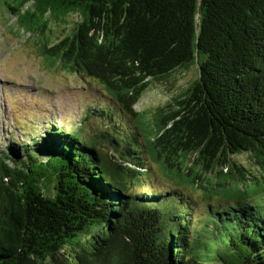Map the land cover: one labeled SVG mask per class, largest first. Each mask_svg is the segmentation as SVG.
<instances>
[{"label": "trees", "instance_id": "trees-1", "mask_svg": "<svg viewBox=\"0 0 264 264\" xmlns=\"http://www.w3.org/2000/svg\"><path fill=\"white\" fill-rule=\"evenodd\" d=\"M12 3L49 65L98 91L71 126L39 120V141L15 120L0 264H264V0ZM191 66L178 96L136 110Z\"/></svg>", "mask_w": 264, "mask_h": 264}, {"label": "rangeland", "instance_id": "rangeland-1", "mask_svg": "<svg viewBox=\"0 0 264 264\" xmlns=\"http://www.w3.org/2000/svg\"><path fill=\"white\" fill-rule=\"evenodd\" d=\"M7 3L12 0H0V149L7 147L8 133L13 134L15 146L19 145V133L22 135L23 130L16 119L20 118L24 123L29 117L35 119L32 126L38 134L43 131L39 120L45 124L55 121L64 123L65 127L71 126L79 121L84 106L98 91V84L91 78L68 74L49 65V60L46 61L42 54L44 39L24 32L16 17L7 14ZM76 20V16H71L69 21ZM49 27L55 25L49 24ZM196 74V67L191 66L153 83L136 105V110L151 113L178 96ZM103 95H100L101 102ZM26 123L30 125L29 121ZM154 171L164 178L155 166Z\"/></svg>", "mask_w": 264, "mask_h": 264}, {"label": "water", "instance_id": "water-1", "mask_svg": "<svg viewBox=\"0 0 264 264\" xmlns=\"http://www.w3.org/2000/svg\"><path fill=\"white\" fill-rule=\"evenodd\" d=\"M25 7H30V6L26 4ZM36 134H37V133H36ZM8 135H10V137H13V139H15L14 136H13V134L8 133ZM38 135H39V139H38V141H39V140H40V135H41V133H39ZM19 137L22 138V135H20V133H19ZM14 141H15V140H14Z\"/></svg>", "mask_w": 264, "mask_h": 264}]
</instances>
